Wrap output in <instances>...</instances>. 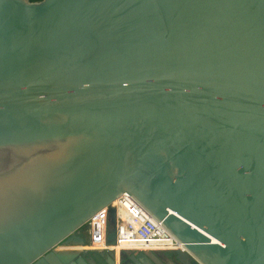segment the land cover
Returning a JSON list of instances; mask_svg holds the SVG:
<instances>
[{"label":"water","instance_id":"1","mask_svg":"<svg viewBox=\"0 0 264 264\" xmlns=\"http://www.w3.org/2000/svg\"><path fill=\"white\" fill-rule=\"evenodd\" d=\"M0 264H264V0H0Z\"/></svg>","mask_w":264,"mask_h":264},{"label":"built area","instance_id":"2","mask_svg":"<svg viewBox=\"0 0 264 264\" xmlns=\"http://www.w3.org/2000/svg\"><path fill=\"white\" fill-rule=\"evenodd\" d=\"M110 206L116 210L115 246L106 245L108 210L104 208L85 224L87 249L115 252L183 250L182 245L128 194H121Z\"/></svg>","mask_w":264,"mask_h":264},{"label":"flooded vegetation","instance_id":"3","mask_svg":"<svg viewBox=\"0 0 264 264\" xmlns=\"http://www.w3.org/2000/svg\"><path fill=\"white\" fill-rule=\"evenodd\" d=\"M79 235L81 236L82 239L88 241V231L86 230V228H82L79 231ZM54 249L56 251H62V250L67 249V247L63 243H60Z\"/></svg>","mask_w":264,"mask_h":264},{"label":"rangeland","instance_id":"4","mask_svg":"<svg viewBox=\"0 0 264 264\" xmlns=\"http://www.w3.org/2000/svg\"><path fill=\"white\" fill-rule=\"evenodd\" d=\"M83 228H86V227H83ZM70 249H74V248H70ZM75 249H79V248H75Z\"/></svg>","mask_w":264,"mask_h":264},{"label":"crops","instance_id":"5","mask_svg":"<svg viewBox=\"0 0 264 264\" xmlns=\"http://www.w3.org/2000/svg\"><path fill=\"white\" fill-rule=\"evenodd\" d=\"M84 250H85V249H84ZM87 250H93V249L88 248Z\"/></svg>","mask_w":264,"mask_h":264},{"label":"trees","instance_id":"6","mask_svg":"<svg viewBox=\"0 0 264 264\" xmlns=\"http://www.w3.org/2000/svg\"><path fill=\"white\" fill-rule=\"evenodd\" d=\"M30 1H37V0H30Z\"/></svg>","mask_w":264,"mask_h":264}]
</instances>
